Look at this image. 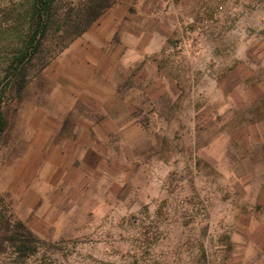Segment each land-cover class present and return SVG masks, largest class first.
<instances>
[{"label":"crops","instance_id":"crops-1","mask_svg":"<svg viewBox=\"0 0 264 264\" xmlns=\"http://www.w3.org/2000/svg\"><path fill=\"white\" fill-rule=\"evenodd\" d=\"M229 23L211 0H116L43 69L48 91L23 119L28 146L17 163L26 168L21 201L33 231L60 230L71 214L124 205L151 176L163 191L187 128L193 159L217 164L218 178L205 181L204 191H216L225 209L232 202L233 213L220 221L231 227L225 263L264 264V153L253 150L264 120L246 135L242 122L233 134L224 129L241 108L226 98L227 72L209 67L228 62L210 54V46L225 44L185 34ZM217 75L213 87L223 101L197 105L194 96L209 95ZM210 122L213 131L199 129Z\"/></svg>","mask_w":264,"mask_h":264},{"label":"rangeland","instance_id":"rangeland-1","mask_svg":"<svg viewBox=\"0 0 264 264\" xmlns=\"http://www.w3.org/2000/svg\"><path fill=\"white\" fill-rule=\"evenodd\" d=\"M211 3L225 12L231 22L228 28L185 34L225 44L210 46V54L226 56L228 62L210 63L209 67L220 76L227 72L221 82L229 92L226 98L229 103L241 104L233 112L236 116L229 115L224 129L233 134L239 131L242 122L246 135L251 131L250 124L264 120V0H211ZM240 40L244 42L242 45ZM218 75L210 79L209 95L194 96L197 105L204 99L223 101L224 96L213 87L215 81H220ZM242 90L243 95L239 93ZM253 90H260V94L252 93ZM47 91L42 69L31 76L19 96L13 95L2 106L6 127L0 139V264H226V251L221 248L229 247L231 227L221 225L220 221L226 212L233 213L232 202L228 200L225 209L216 191H204L205 181L214 182L218 178L217 164L198 156L193 159L190 155L193 134L187 128H181V156L173 170L170 168L169 174L164 175L163 191H159L155 177L151 176V182L124 205L102 208L99 214H71L60 230L40 227L39 232L33 231L28 226L27 208L21 201L26 168L17 163L28 146L23 119L31 106L44 101ZM182 97L183 101L188 98ZM163 100L169 103L168 99ZM199 129L213 131L214 127L210 122ZM259 133L262 140L254 144L253 150L264 153V129ZM198 137L196 149L202 142V137ZM245 138L241 142L243 148L247 146ZM18 221L38 240L33 245L36 251L27 258L19 257L8 239L14 235V224Z\"/></svg>","mask_w":264,"mask_h":264},{"label":"trees","instance_id":"trees-1","mask_svg":"<svg viewBox=\"0 0 264 264\" xmlns=\"http://www.w3.org/2000/svg\"><path fill=\"white\" fill-rule=\"evenodd\" d=\"M116 0H0V139L6 120L2 106L19 96L68 44L86 31ZM11 245L19 257L36 251L38 240L18 221Z\"/></svg>","mask_w":264,"mask_h":264}]
</instances>
